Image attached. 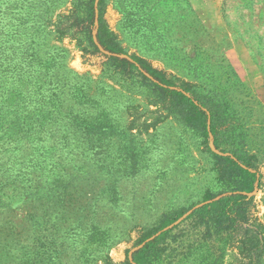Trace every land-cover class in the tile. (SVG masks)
<instances>
[{"label":"rangeland","instance_id":"rangeland-1","mask_svg":"<svg viewBox=\"0 0 264 264\" xmlns=\"http://www.w3.org/2000/svg\"><path fill=\"white\" fill-rule=\"evenodd\" d=\"M104 5L126 53L175 84H193L194 69L219 72L236 109L250 113L254 149L264 119V0H220L215 13L186 0ZM81 9L80 0H0V264H122L165 215L225 188L201 138L94 50L75 25ZM251 195L250 221L264 227V188ZM173 234L161 264H239L238 237L222 250L189 221Z\"/></svg>","mask_w":264,"mask_h":264},{"label":"trees","instance_id":"trees-1","mask_svg":"<svg viewBox=\"0 0 264 264\" xmlns=\"http://www.w3.org/2000/svg\"><path fill=\"white\" fill-rule=\"evenodd\" d=\"M104 1L80 0L82 9L76 15L75 25L81 28L95 51L100 48L105 53L115 70L139 80L157 96L164 111L201 138L213 162L216 180L225 186L218 193L205 192L201 202L187 209L165 215L157 229L137 240L136 249L122 264H161L174 251L171 244L177 240L173 231L187 221L202 230L203 240L221 242L222 250L238 237L239 264H264V227L249 218L251 194L264 188V175L256 163L257 156L264 159V119L258 144L255 143L253 149L248 144L252 142L249 139L251 129L246 122L250 113L245 115L236 109L234 98L221 86L219 72L197 75L194 69L193 84H175L147 61L126 53L116 36L107 29ZM188 61L191 63L194 59ZM226 67L228 71L220 66L225 70L223 74H227V79L232 76L241 88L235 72L230 66ZM254 139H257L255 134ZM209 143L218 153L209 148ZM186 213L180 223L174 225Z\"/></svg>","mask_w":264,"mask_h":264},{"label":"crops","instance_id":"crops-1","mask_svg":"<svg viewBox=\"0 0 264 264\" xmlns=\"http://www.w3.org/2000/svg\"><path fill=\"white\" fill-rule=\"evenodd\" d=\"M192 8L194 9H204L207 13H215L217 10V6L220 0H187ZM212 5L211 7H207L206 5Z\"/></svg>","mask_w":264,"mask_h":264},{"label":"water","instance_id":"water-1","mask_svg":"<svg viewBox=\"0 0 264 264\" xmlns=\"http://www.w3.org/2000/svg\"><path fill=\"white\" fill-rule=\"evenodd\" d=\"M93 40L95 41V37H93ZM177 222H178V221H177ZM177 222H175V224H176Z\"/></svg>","mask_w":264,"mask_h":264}]
</instances>
